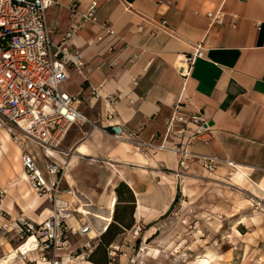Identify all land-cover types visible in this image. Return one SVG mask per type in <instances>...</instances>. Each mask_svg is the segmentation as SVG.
I'll list each match as a JSON object with an SVG mask.
<instances>
[{
	"label": "crops",
	"instance_id": "1",
	"mask_svg": "<svg viewBox=\"0 0 264 264\" xmlns=\"http://www.w3.org/2000/svg\"><path fill=\"white\" fill-rule=\"evenodd\" d=\"M92 1L59 0L49 10L56 41L70 27L71 4L84 14ZM97 1V19L84 22L70 42L83 62L71 70L78 78L81 109L91 122L71 128L60 152L53 153L68 164L65 177L74 193L68 196L70 210L80 208L93 231L105 232L118 200L116 187L125 181L136 198V222L153 226L176 197L177 156L170 150L139 149L137 142H159L178 102L199 112L211 131L207 142L195 141L189 149L219 158L217 173L235 169L231 184L253 182L264 192V0ZM219 9L225 13L223 22H212L207 14ZM104 22L117 36L103 32ZM101 35L103 40L98 39ZM199 43L205 56L184 79L176 70L177 60ZM111 97L116 113L106 119ZM115 125L121 133L111 131ZM28 148L39 161L37 147L29 143ZM200 168L199 163L191 165V170ZM22 198L29 215L44 202V197L24 192ZM85 240L71 243L70 250L60 249L59 255L67 257L73 248L80 254ZM81 263L96 264L85 259Z\"/></svg>",
	"mask_w": 264,
	"mask_h": 264
},
{
	"label": "built area",
	"instance_id": "2",
	"mask_svg": "<svg viewBox=\"0 0 264 264\" xmlns=\"http://www.w3.org/2000/svg\"><path fill=\"white\" fill-rule=\"evenodd\" d=\"M130 2V0H126ZM162 2L163 0H155ZM59 0H0V124L10 134L12 140L21 149L20 162L27 176V181L36 193L46 195L54 204L53 213L40 223L38 228L28 223L29 235L35 236L38 248L49 250L61 242L67 248L68 234L89 235L92 224L84 221L80 208H73L69 199L74 195L71 185L65 177L68 164L59 161L53 152H60L61 144L69 130L91 121L81 109V92L72 94L63 89V84L70 75L72 67H80L83 62L79 52L71 48V39L84 22L97 19L99 3L93 0L84 14L71 4V23L65 37L59 42L53 38V26L49 21V10ZM212 22H223L225 13L222 9L207 14ZM162 20V24H166ZM107 36L114 38L117 32L109 22L101 24ZM103 40V36H99ZM205 56L202 43L194 50L180 56L176 70L187 79L195 62ZM96 97L100 94L96 91ZM116 99H107L104 117L113 119L116 113ZM211 134L208 121L199 112L187 108L183 102L174 106L167 129L161 140H139L137 147L146 150H170L177 156V171L189 169L192 163H199L205 169L214 171L221 160L216 156L199 155L189 149L195 141L207 142ZM34 144L47 159L45 168L39 165L37 155L30 152L28 144ZM233 165L232 162H230ZM179 173V172H178ZM65 181L67 187H64ZM82 214L75 218V214ZM62 215V216H61ZM73 219L79 222L75 224ZM137 223L132 233L137 236L143 230ZM121 245L108 247L110 256H114ZM78 259L86 258L81 247ZM53 264L64 262L65 256H55ZM61 258V259H58Z\"/></svg>",
	"mask_w": 264,
	"mask_h": 264
},
{
	"label": "rangeland",
	"instance_id": "3",
	"mask_svg": "<svg viewBox=\"0 0 264 264\" xmlns=\"http://www.w3.org/2000/svg\"><path fill=\"white\" fill-rule=\"evenodd\" d=\"M78 85L77 76L70 70L63 89L78 94ZM7 133L0 124L1 150L5 148V138L9 137ZM37 152L41 153L39 165L45 168L47 159L40 149ZM20 155L19 146L9 138L0 157V264H53L55 256H62L59 252L65 244L60 242L57 250L53 247L42 250L35 236L26 241L31 235L27 224L38 228L54 204L45 196L36 211L25 214L22 192L33 197L37 194L27 181L20 179L24 172ZM191 165L187 170L176 171L179 176L177 200L174 199L169 211L153 226L143 227L135 236L133 226L140 222L134 217L132 226L116 241L123 247L114 256L108 253L113 258L112 263L122 260L123 264H204L209 260L208 264H264V192L253 182L242 186L231 184L235 169L217 173L201 164L200 169L191 170ZM67 186L65 181L64 187ZM124 199H128L127 195ZM124 204L119 205V215L129 223L131 212L125 210ZM113 217L114 214L112 220ZM75 218L79 219L77 213ZM101 234L97 231L87 236L69 233L67 248L70 250L71 243L86 238L84 244L89 243V249H85V260H88L101 242ZM72 250L68 251L64 262L82 264L84 260L77 258L78 249Z\"/></svg>",
	"mask_w": 264,
	"mask_h": 264
},
{
	"label": "trees",
	"instance_id": "4",
	"mask_svg": "<svg viewBox=\"0 0 264 264\" xmlns=\"http://www.w3.org/2000/svg\"><path fill=\"white\" fill-rule=\"evenodd\" d=\"M133 1V0H130ZM116 193L118 196V200L115 206L114 217L112 222L109 224L107 230L101 234V242L98 244L96 249L91 252L88 257L89 261H92L96 264H111L113 258L108 256L107 248L116 240L117 236L123 232L127 228H130L134 221V210L136 205V198L131 187L125 182L121 181L116 187ZM124 195H127V200L124 199ZM177 200V198L175 199ZM121 203H125V210H129L131 212L132 221L126 223L124 219L119 215V205ZM169 211V210H168ZM167 211V212H168ZM101 256H98V255Z\"/></svg>",
	"mask_w": 264,
	"mask_h": 264
},
{
	"label": "bare ground",
	"instance_id": "5",
	"mask_svg": "<svg viewBox=\"0 0 264 264\" xmlns=\"http://www.w3.org/2000/svg\"><path fill=\"white\" fill-rule=\"evenodd\" d=\"M8 132V131H7ZM7 134H9V133H7ZM9 136H10V134H9ZM10 138H11V136H10ZM1 152H2V150L0 149V156H1ZM54 153V152H53ZM24 180L25 181H27V176H26V173L24 172ZM234 180L235 181H239V179H238V177L237 178H234ZM28 182V181H27ZM32 190V189H31ZM38 196H41V197H45L46 195H42V194H39V193H36ZM65 196V195H64ZM28 207V206H27ZM26 210V209H25ZM74 222H75V224L77 225V226H79L80 224H79V222H77V220H74ZM94 229L92 228V230L91 231H93ZM90 231V232H91ZM89 232V233H90ZM208 262H209V260H205L203 263L204 264H208Z\"/></svg>",
	"mask_w": 264,
	"mask_h": 264
},
{
	"label": "water",
	"instance_id": "6",
	"mask_svg": "<svg viewBox=\"0 0 264 264\" xmlns=\"http://www.w3.org/2000/svg\"><path fill=\"white\" fill-rule=\"evenodd\" d=\"M111 131L113 133H121L122 128L119 125L112 126Z\"/></svg>",
	"mask_w": 264,
	"mask_h": 264
}]
</instances>
